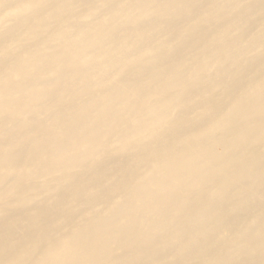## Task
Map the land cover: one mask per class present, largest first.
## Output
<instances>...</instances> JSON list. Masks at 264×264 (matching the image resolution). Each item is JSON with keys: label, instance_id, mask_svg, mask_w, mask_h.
Returning <instances> with one entry per match:
<instances>
[{"label": "bare ground", "instance_id": "bare-ground-1", "mask_svg": "<svg viewBox=\"0 0 264 264\" xmlns=\"http://www.w3.org/2000/svg\"><path fill=\"white\" fill-rule=\"evenodd\" d=\"M0 264H264V0H0Z\"/></svg>", "mask_w": 264, "mask_h": 264}]
</instances>
